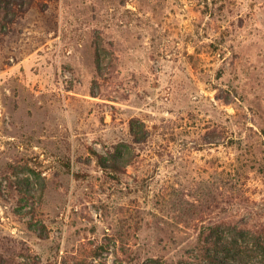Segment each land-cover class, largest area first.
Wrapping results in <instances>:
<instances>
[{
	"label": "rangeland",
	"instance_id": "rangeland-1",
	"mask_svg": "<svg viewBox=\"0 0 264 264\" xmlns=\"http://www.w3.org/2000/svg\"><path fill=\"white\" fill-rule=\"evenodd\" d=\"M220 221L264 224V0H0L7 264H201Z\"/></svg>",
	"mask_w": 264,
	"mask_h": 264
},
{
	"label": "trees",
	"instance_id": "trees-1",
	"mask_svg": "<svg viewBox=\"0 0 264 264\" xmlns=\"http://www.w3.org/2000/svg\"><path fill=\"white\" fill-rule=\"evenodd\" d=\"M99 60L100 53H96ZM141 124V128L138 126ZM143 126V127H142ZM133 143L144 142L148 135L144 125L133 119L129 123ZM130 144L114 146L111 158L98 155V163L104 171L120 172L136 157ZM125 151V152H124ZM261 173L260 168L256 169ZM234 189V186L231 187ZM196 248L201 264H264V224L249 228L246 221H220L214 226L199 232ZM0 264L7 260L0 253Z\"/></svg>",
	"mask_w": 264,
	"mask_h": 264
}]
</instances>
